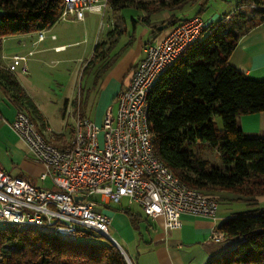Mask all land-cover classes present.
I'll list each match as a JSON object with an SVG mask.
<instances>
[{
  "label": "trees",
  "instance_id": "1",
  "mask_svg": "<svg viewBox=\"0 0 264 264\" xmlns=\"http://www.w3.org/2000/svg\"><path fill=\"white\" fill-rule=\"evenodd\" d=\"M63 1L0 0V46L6 36L52 27L58 22ZM199 1L110 0L109 6L145 11L142 21L151 27L149 32L160 34V26L169 29L199 16L177 18L172 14ZM160 14L165 17L158 23L155 16ZM132 21L138 20L132 17ZM263 21L264 0H240L232 15L207 24L201 37L165 70L147 97V123L155 151L173 174L218 202L239 200L255 206L232 213L219 225L226 239L236 244L208 264H264V207L257 206L264 197V136H249L238 123L241 115L264 111V80L249 78L229 62L240 37ZM126 31L116 24L107 40L96 43L83 69L91 76V86L116 62L120 52L114 58L113 50ZM134 37L132 32L122 51ZM0 89L19 111L37 122L36 104L14 72L1 64ZM79 95L73 102L76 106L82 100V93ZM209 148L217 149L221 164L204 157ZM120 209L136 227L139 213ZM94 236L86 229L67 238L37 227L0 224V264H132L113 242Z\"/></svg>",
  "mask_w": 264,
  "mask_h": 264
},
{
  "label": "built area",
  "instance_id": "2",
  "mask_svg": "<svg viewBox=\"0 0 264 264\" xmlns=\"http://www.w3.org/2000/svg\"><path fill=\"white\" fill-rule=\"evenodd\" d=\"M109 1L64 0L58 21H83L89 12L104 16ZM206 26L201 16H194L147 44L129 85L118 94L116 114L109 108L101 124L77 115L71 147L59 148L27 113L18 111L11 126L44 165L41 178H50L55 188L36 186L0 167V224L52 226L55 234L67 238L87 229L113 239L111 218L96 209L94 194L100 195L102 203H119L127 197L129 204H139L148 217L164 216L166 230L181 228L184 215L215 219L219 202L173 174L157 155L147 123L150 90ZM45 35L46 29L38 30L36 42ZM33 54L30 50L11 55L6 68L27 72L26 62ZM210 239L221 242L226 233L216 227Z\"/></svg>",
  "mask_w": 264,
  "mask_h": 264
},
{
  "label": "crops",
  "instance_id": "3",
  "mask_svg": "<svg viewBox=\"0 0 264 264\" xmlns=\"http://www.w3.org/2000/svg\"><path fill=\"white\" fill-rule=\"evenodd\" d=\"M110 10L114 15L107 24L109 28L112 29V26L120 24L127 29L128 21L124 13L118 14L116 13L118 11L112 7L108 8L106 13ZM131 14L135 15L136 12L133 11ZM144 15L143 10L137 13L138 21L133 23L135 37L123 51L122 48L127 44L128 37H121L115 48L120 51L119 57L105 76L96 86H91L90 83L85 88H81L82 100L79 99L78 105L73 103L80 97L75 93L64 99L61 116L63 120L69 117L71 122L70 124L66 122L68 126L63 125L61 129L54 127V119L50 112L58 111L63 98L54 94L50 84L39 82L37 75L44 68L46 58L51 52L64 51L71 43H68L66 36L60 37L54 33L57 23L46 29L45 38L40 42H36L37 31L10 35L2 39L0 50L2 66L6 67L10 62L11 55L5 51L7 39L16 40L19 51L16 53L27 54L30 50H34V54L26 62L27 72L20 70L15 71L14 74L39 110L40 114L36 117V123L44 135L59 148L71 147L74 140L73 123L77 115L101 124L109 108L114 115L116 114L118 94L129 85L135 67L145 56L146 45L155 43L168 34L170 28L160 34H151L149 32L151 27L142 21ZM138 26H141L139 30ZM56 47L61 48L56 49ZM229 62L249 78L264 80V21L240 37L229 57ZM18 111L19 107L11 97L0 89V167L13 176H24L36 186L55 188L50 178H41L45 169L44 165L11 126ZM238 123L245 134L264 136V111L241 115L238 117ZM227 196L230 198V195ZM120 208H131L139 213L141 217L136 227L129 215ZM96 209L111 218L110 235L125 251L132 264H208L211 259L224 254L229 247L222 244L224 240L212 241L210 239L212 232L236 212L228 214L218 208L215 219L184 215L181 228L166 230L164 216L160 215L155 219L148 217L141 206L135 209L105 202L104 206L97 205Z\"/></svg>",
  "mask_w": 264,
  "mask_h": 264
},
{
  "label": "rangeland",
  "instance_id": "4",
  "mask_svg": "<svg viewBox=\"0 0 264 264\" xmlns=\"http://www.w3.org/2000/svg\"><path fill=\"white\" fill-rule=\"evenodd\" d=\"M240 0H200L199 2L187 3L186 5L177 8L172 12L177 18L191 17L195 14H198L207 24H212L218 22L220 19L226 15H232L237 10V5ZM111 8V7H109ZM201 11L199 12V10ZM116 13H124L125 18L127 19V31L123 36L128 37L134 31V24L132 17L137 18V13L140 12L139 9L133 7H126L120 10H117ZM135 11L136 14H131ZM114 15L113 11H108L102 16L99 13L89 12L86 14V17L83 21H59L56 24L54 33L57 36H66L68 39L69 46L66 50L60 51L58 53H52L46 58V64L44 68L38 72L37 79L42 84L48 83L53 89L56 96L63 98L58 111L55 113L51 111L53 117V125L57 129H61L63 125L68 126L71 119L63 120L61 116V108L65 98L71 97L73 93L80 96L81 88H85L91 83V76L88 72L83 73L84 66L91 59L94 47L97 42L105 41L108 39L109 31L111 30L107 25L110 23V18ZM133 15V16H132ZM164 14L155 16L156 21L160 23V20L163 19ZM141 26H138V30ZM113 28V26L111 27ZM165 31V29L161 30ZM138 33V32H137ZM139 35V34H137ZM7 46L5 51L8 55L19 52L17 48V42L14 39H7L5 41ZM1 50V46H0ZM120 51L114 48V58ZM113 58V59H114ZM20 71V70H17ZM74 91V92H73ZM56 114V117H55ZM67 122V124H66ZM219 124L221 125V120L218 119ZM204 157L210 159L211 161L221 164V159L218 154L217 149L209 148L204 150ZM92 200L97 202L99 207L104 206V203L100 201V195L94 194L91 196ZM122 207H133L139 209L140 206L136 203L132 205L129 204L127 197L122 198V200L117 203ZM259 207H264V197L259 199ZM255 206L246 205L245 202L239 200H223L219 202V210L226 212L228 214L236 211H242L247 208H252ZM39 229L47 232H53L54 227L52 226H41ZM87 230V229H86ZM93 232L91 230H87ZM95 235L93 238L95 240H108L106 237L99 236L96 232H93ZM223 245H228V250L233 248L236 244L235 241L230 239H225L222 242Z\"/></svg>",
  "mask_w": 264,
  "mask_h": 264
},
{
  "label": "water",
  "instance_id": "5",
  "mask_svg": "<svg viewBox=\"0 0 264 264\" xmlns=\"http://www.w3.org/2000/svg\"><path fill=\"white\" fill-rule=\"evenodd\" d=\"M165 26H160L159 27V30H163ZM77 199H82V196H77ZM111 242H113L115 245H117L122 251L123 253L125 254V256L127 257L128 261L131 263V260L129 259V257L127 256V254L125 253V251L119 246V244H117V242H115L114 239H110Z\"/></svg>",
  "mask_w": 264,
  "mask_h": 264
}]
</instances>
